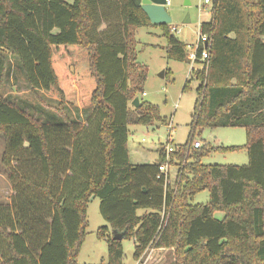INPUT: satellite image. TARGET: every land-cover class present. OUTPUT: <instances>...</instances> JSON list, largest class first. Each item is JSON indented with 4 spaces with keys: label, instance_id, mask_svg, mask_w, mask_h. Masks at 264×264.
<instances>
[{
    "label": "trees",
    "instance_id": "trees-1",
    "mask_svg": "<svg viewBox=\"0 0 264 264\" xmlns=\"http://www.w3.org/2000/svg\"><path fill=\"white\" fill-rule=\"evenodd\" d=\"M149 26L162 30L168 59L189 63L170 24L151 25L132 0H0L1 165L14 192L0 203V264H78L91 197L107 223L96 232L106 264H122L123 240L134 261L155 248L171 264H264V0H213L200 23L209 57L182 88L199 82L187 141L169 161L172 185L160 171L164 145L152 164H131L127 148L129 125L167 123L138 98L146 68L135 32ZM10 60L55 107L39 115L2 97ZM219 127L243 128L246 144L191 149L197 129ZM241 149L246 166L201 163ZM202 191L209 202L191 204Z\"/></svg>",
    "mask_w": 264,
    "mask_h": 264
},
{
    "label": "rangeland",
    "instance_id": "rangeland-1",
    "mask_svg": "<svg viewBox=\"0 0 264 264\" xmlns=\"http://www.w3.org/2000/svg\"><path fill=\"white\" fill-rule=\"evenodd\" d=\"M188 1L189 5H184L185 0H171L170 5L166 7V11L172 18L170 27L177 29V32L173 35L179 42L186 45V51L190 54L194 52L193 47L198 40L199 24L210 19V11L207 8L198 13L196 6L203 3L204 0ZM186 15H188V22L185 23ZM162 33V30L155 26L140 27L135 32L136 59L146 68V79L143 86L144 95L141 94L138 98L156 106L160 116L165 118L167 123L150 126L129 125L127 148L129 160L134 164L157 163V151L161 146L166 145L167 139L172 141V147L185 144L197 98L196 89L199 84L197 80L190 81L189 89L182 92L185 80L188 78L190 64L167 58L166 40ZM10 63L11 72L1 90L2 97L18 101V103L27 106L39 115L49 112L47 106H50V109L56 106L57 101H54V99L46 98L41 92L30 90L16 63L13 60H10ZM192 65L194 69L201 68L200 63ZM162 73L166 75L161 77L160 74ZM131 104L132 102L130 107L134 108ZM89 115L88 113V117ZM71 116L78 118L74 111H71ZM168 125H170V128H168ZM81 126L86 128L88 121L83 120ZM192 138L200 142V147L203 149L206 147H242L246 144L245 130L239 127L197 129ZM3 147L4 141L0 135V203L9 202L14 194L1 165ZM201 163L203 165L246 166L248 158L244 149L227 152L211 151L201 157ZM168 171L170 177L174 176L176 172L175 164L169 165ZM209 199V193L202 191L195 195L191 200V204H207ZM99 205L100 200L97 197L90 198L86 211V236L76 258L78 264H106L107 262V243L104 239H99L96 236L98 229L107 226L100 215ZM214 216L216 219L221 220L223 214L217 212ZM122 247V264H134L135 261L132 257L134 251L133 241L123 240ZM171 262L172 254L170 252L152 248L141 256L137 264H171Z\"/></svg>",
    "mask_w": 264,
    "mask_h": 264
},
{
    "label": "built area",
    "instance_id": "built-area-1",
    "mask_svg": "<svg viewBox=\"0 0 264 264\" xmlns=\"http://www.w3.org/2000/svg\"><path fill=\"white\" fill-rule=\"evenodd\" d=\"M212 1L213 0H204L203 3H199L196 7L199 12H202L204 10H206L207 8H209V11L211 9V5H212ZM171 3V0H165V7L169 6ZM200 26V24H199ZM171 32L176 33L177 29L175 27H170ZM209 47H210V42H209V38L206 34L200 33L199 31V35H198V40L196 42V44L194 45L193 49L194 52L188 54V60H189V64H190V70H192V68L194 69L193 65L196 61H200L201 63L206 61L209 57ZM200 49V57L197 58L196 53L197 51ZM202 68V67H201ZM189 70V72H190ZM144 95V94H143ZM168 128H170V125H168ZM172 141H170L169 139H167L166 145H164V158L163 161L160 164V171L161 173L164 175V184H172L175 179H176V172L175 175L170 177L169 175V171H168V167L170 165L169 161L171 158V154L174 153L178 148L177 147H172L171 143ZM201 144L200 142L193 140L191 142V149H198L200 148ZM176 171H177V167H176Z\"/></svg>",
    "mask_w": 264,
    "mask_h": 264
},
{
    "label": "water",
    "instance_id": "water-1",
    "mask_svg": "<svg viewBox=\"0 0 264 264\" xmlns=\"http://www.w3.org/2000/svg\"><path fill=\"white\" fill-rule=\"evenodd\" d=\"M135 6H139L148 18L151 25H165L172 22L171 16L166 11L165 0H132ZM184 5H189V1L185 0ZM184 22H188V15L185 16ZM163 77V73L160 74ZM139 99L135 98L132 106L138 107ZM114 239L119 240L120 234H114Z\"/></svg>",
    "mask_w": 264,
    "mask_h": 264
},
{
    "label": "crops",
    "instance_id": "crops-1",
    "mask_svg": "<svg viewBox=\"0 0 264 264\" xmlns=\"http://www.w3.org/2000/svg\"><path fill=\"white\" fill-rule=\"evenodd\" d=\"M161 30V29H160ZM165 76V73L163 74V77ZM159 150V149H158ZM157 153H158V151H157ZM158 159H159V154H158ZM158 162H159V160H158ZM131 164H133V165H137V164H134V163H131ZM142 164H147V162L146 163H142ZM134 264H137V261H135V263Z\"/></svg>",
    "mask_w": 264,
    "mask_h": 264
}]
</instances>
